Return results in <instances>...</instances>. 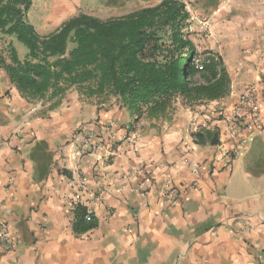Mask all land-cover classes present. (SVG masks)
<instances>
[{"label": "crops", "instance_id": "crops-1", "mask_svg": "<svg viewBox=\"0 0 264 264\" xmlns=\"http://www.w3.org/2000/svg\"><path fill=\"white\" fill-rule=\"evenodd\" d=\"M159 1L38 0L28 18L49 33L80 12L108 18ZM182 1L219 31L214 52L231 81L223 99L176 103L135 123L114 98L81 99L71 88L41 115L0 67V222L16 242L0 244V264H264V126L235 148L212 113L254 85L264 123V0ZM234 149L224 168L223 153ZM76 203L95 228L74 232Z\"/></svg>", "mask_w": 264, "mask_h": 264}, {"label": "trees", "instance_id": "trees-1", "mask_svg": "<svg viewBox=\"0 0 264 264\" xmlns=\"http://www.w3.org/2000/svg\"><path fill=\"white\" fill-rule=\"evenodd\" d=\"M31 3L0 0V67L22 99L41 104V115L55 109L71 88L81 99L114 98L135 123L165 116L176 103L192 107L230 93L219 55L208 51L203 69H197L186 31L191 15L182 0H160L108 18L80 12L46 34L28 18ZM208 133V142L217 144L218 132ZM201 136L197 132L196 140ZM72 212L75 233L97 226L82 204H74Z\"/></svg>", "mask_w": 264, "mask_h": 264}, {"label": "built area", "instance_id": "built-area-1", "mask_svg": "<svg viewBox=\"0 0 264 264\" xmlns=\"http://www.w3.org/2000/svg\"><path fill=\"white\" fill-rule=\"evenodd\" d=\"M196 67L199 70L203 69V63H196ZM213 115L222 122L224 126V133L229 139H233L235 142V148L239 146L248 135L253 132L261 131L263 129V113L261 108V102L257 89L254 85L246 86L237 96V100L232 104L218 103L213 107ZM94 150L101 147L99 144L89 145ZM89 147V149H90ZM112 147H109L111 150ZM223 167H228L234 157L237 155L236 150L226 151L223 153ZM190 171L193 174L201 176L203 174L204 167L198 163L190 164ZM209 169V167H208ZM146 181H149V177H145ZM196 182H193V185ZM169 201L174 197V189L167 190ZM89 219V216H87ZM0 244L5 246L7 250H12L16 242L10 236L7 226L0 222Z\"/></svg>", "mask_w": 264, "mask_h": 264}, {"label": "rangeland", "instance_id": "rangeland-1", "mask_svg": "<svg viewBox=\"0 0 264 264\" xmlns=\"http://www.w3.org/2000/svg\"><path fill=\"white\" fill-rule=\"evenodd\" d=\"M31 6L28 12V16L30 15L31 18H35V15H38L37 12V4L38 0H31ZM196 3L192 1H188V4ZM189 12L191 15L189 26L186 29L188 32V37L189 39L193 42V45L195 46V51L197 53V58H196V63H202L204 61V58L207 57V52H212L218 55V52L214 51H219L220 48V36L218 34V29L214 32L213 28L209 29L208 21L205 20V18L202 19V14H206L205 12L203 13L200 9L196 7H190ZM97 16H100L101 18H106L109 14H113L110 12H103V11H93ZM38 24V23H37ZM37 31L40 34H46L49 30V28H45L41 25L38 24V27H36ZM16 47L22 55L23 49L21 45H17Z\"/></svg>", "mask_w": 264, "mask_h": 264}]
</instances>
